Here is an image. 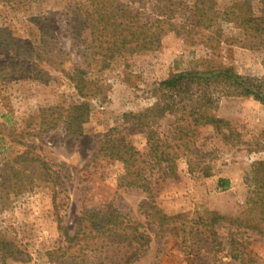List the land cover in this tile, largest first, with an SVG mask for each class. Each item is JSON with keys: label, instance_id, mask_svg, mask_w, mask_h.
<instances>
[{"label": "rangeland", "instance_id": "obj_1", "mask_svg": "<svg viewBox=\"0 0 264 264\" xmlns=\"http://www.w3.org/2000/svg\"><path fill=\"white\" fill-rule=\"evenodd\" d=\"M80 1L84 0L0 1V177L2 166L22 153L47 163L51 174L48 184L30 193L0 199V232L29 256L27 262L7 264H55L61 254L49 257L48 253L66 247L58 220L72 235L83 209L108 206L141 225L149 237L148 249L132 264H264V235L243 227V220L250 217L247 200L253 198L247 184L251 164L264 156V105L253 97L222 95L217 99L213 113L229 122V141L216 135L211 126L196 130L192 161L208 165L209 176L198 170L188 172L185 161L179 160L178 178L157 184L149 196L139 189L119 186L120 165L97 156L101 136L110 128H120L123 113L152 105L153 87L171 74L223 66L251 80L264 79V34L249 42L241 30L221 24L225 40L221 41L213 34L215 27H194L189 35L183 28L178 35L163 36L156 49L135 55L126 64L117 59L100 70L99 61L87 59V78L104 86L101 95L87 100L90 114L83 136L69 138L62 126L39 134L34 125L37 109L79 101L73 85L55 66L62 61L64 70L72 65L86 67L79 40L67 30L69 8ZM179 1L190 5L194 0ZM236 1L216 0L209 6L223 12ZM249 2L255 17L264 16L259 0ZM150 4L143 15L149 12ZM49 30L55 40L53 47L61 52L52 68L42 62L38 65L50 50L51 42L46 39ZM35 54H40L38 59ZM169 122H160V129ZM132 137L138 146L142 144L137 133ZM220 179L227 180L225 190L217 187ZM150 202L169 215L192 219L193 228L203 232L201 239L183 241L180 233L178 237L173 232L161 233L148 224L144 211ZM205 212L236 219L230 225L214 226L215 244L219 245L209 242V230L200 225L198 217Z\"/></svg>", "mask_w": 264, "mask_h": 264}, {"label": "trees", "instance_id": "obj_2", "mask_svg": "<svg viewBox=\"0 0 264 264\" xmlns=\"http://www.w3.org/2000/svg\"><path fill=\"white\" fill-rule=\"evenodd\" d=\"M0 1L14 3L15 0ZM214 1L194 0L190 5L179 0L75 2L67 15V30L79 40L82 65L86 64V67L72 65L64 70L63 62L59 61L55 69L73 85L79 101L37 109L34 117L37 132L42 134L62 126L69 138L77 140L83 136V127L90 114L87 100L101 95L104 86L87 78L90 67L87 59L99 61L100 70L109 68L117 59L126 64L135 55L156 49L163 36L170 33L178 35L186 28L189 35L194 27L202 30L215 27L213 34L221 41H225L220 31L221 24L241 30L244 40L249 42L264 34V16L253 15L249 0H237L223 12L209 6ZM259 2L264 7V0ZM147 3H151V8L143 15ZM38 30L41 32L42 26ZM46 39L51 42L50 50L48 56L38 60V65L44 63L52 68L61 52L53 47L52 31L46 34ZM39 55L35 54V58L38 59ZM151 94L154 98L152 105L138 112L123 113L120 128L106 131L97 146V156L120 165L119 186L139 189L149 196L157 184L178 178L179 160L185 161L188 172L198 170L203 176H209L208 165L201 166L199 162L192 161L196 130L211 126L216 135L229 141L232 135L229 122L213 113L217 99L222 95L253 97L264 105V79L251 80L235 74L229 67L212 66L171 74L158 82ZM166 119L170 122L161 130L160 122ZM134 133L142 139L139 146L132 140ZM262 135L264 137V131ZM2 167L0 192L4 193L0 199H7L10 194L17 197L30 193L35 187L51 181L47 163L37 158H26L24 153ZM217 184L219 189L225 190L227 180L220 179ZM247 184L253 198L247 200L250 217L243 220V227L264 235V156L251 164ZM144 217L161 233L173 232L177 237L180 233L183 241L188 238L200 240L203 234L193 228L192 219L188 220L186 215H169L153 202L145 206ZM198 220L209 230L211 244H215V225H230L236 221L235 217H225L217 212H205ZM57 227L66 247L48 253L49 257L61 254L53 261L55 264H132L146 252L150 243L141 225L111 206L83 209L72 235L63 229L59 220ZM229 248L232 252L233 242L229 243ZM232 257L237 258L236 255ZM27 261V252L0 232V264Z\"/></svg>", "mask_w": 264, "mask_h": 264}]
</instances>
